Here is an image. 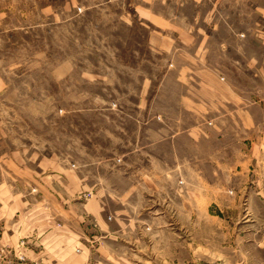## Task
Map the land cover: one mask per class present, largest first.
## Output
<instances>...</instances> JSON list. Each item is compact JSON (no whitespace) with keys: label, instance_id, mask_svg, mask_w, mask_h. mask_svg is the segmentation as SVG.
I'll list each match as a JSON object with an SVG mask.
<instances>
[{"label":"rangeland","instance_id":"374dc122","mask_svg":"<svg viewBox=\"0 0 264 264\" xmlns=\"http://www.w3.org/2000/svg\"><path fill=\"white\" fill-rule=\"evenodd\" d=\"M260 7L264 0L0 1L3 188L40 201L38 184L47 175L68 182L64 173H73L88 187L81 202L101 198L111 207L119 191L125 200L133 195L136 208L126 210L121 238L88 241L87 264H264V241L240 239L239 206L233 221L224 209L229 177L209 157L223 141L210 149L207 114L190 104L207 100L198 80L207 74L198 70L208 61L222 64V51L194 50L179 37L181 28H206L214 9L220 30L212 45L225 25L251 20L240 12ZM176 124L203 135L196 164L205 177L195 184L194 204L191 185L189 193L175 192L194 181L184 172L191 139L177 142Z\"/></svg>","mask_w":264,"mask_h":264},{"label":"crops","instance_id":"0c3cea01","mask_svg":"<svg viewBox=\"0 0 264 264\" xmlns=\"http://www.w3.org/2000/svg\"><path fill=\"white\" fill-rule=\"evenodd\" d=\"M217 13L214 9L208 11L210 20L206 28L192 26L180 30L179 37L183 46L192 45L193 49L197 48L198 51H222L223 55L222 64L220 61H208L206 69L198 70L207 74L206 78L199 76L198 80L206 83L208 96L205 102L193 97L190 104L191 107H197V115L203 112L207 114L209 129L205 136L210 149L216 147V144L212 146V142L223 141V149L213 153L210 151L209 157L215 155L214 160L210 161L216 162L218 168L224 166L222 172L229 177L223 186L224 209L229 214V220L233 221L239 206L237 227L239 235L243 236L240 239L262 243L264 8L240 12V16L251 20L242 22L241 28L225 25L227 32L211 45V40L215 39L220 30V26L212 21ZM232 49L238 53H230ZM195 60L198 64L203 62L199 57ZM201 108L203 111L200 113ZM175 129L177 132L172 137L177 142L182 140L181 136L191 139V168L184 172L194 179L193 183L178 186L175 192L180 195L189 193L188 185H191L190 198L194 204L200 196L199 184H195L201 176L205 177L196 164L200 160L199 149L203 135L200 128L193 125L178 127L176 124ZM219 161H223V165H220ZM2 167L3 163L0 161V173H4ZM162 167L161 164L158 167L161 174ZM64 176L68 182H60L58 178L62 175L53 173L47 175V179L43 180L44 184L37 183L41 192L40 201H31V197L24 198L18 193H12V185L3 188V183L0 182V250L9 251V260H3L0 264H10L11 260L12 264H87L85 249H88V241L99 244L97 242L109 240L110 237L112 241L121 238V230L126 225L123 216L126 217V210L130 212L136 208L133 195L131 200L130 197L125 200L124 196L120 198L119 191L118 198H114L111 207L101 198L81 202L78 200L79 193L82 194L88 188L87 185L82 183L80 177H77L76 183V175L73 173H64ZM207 184L210 187V183ZM160 188L161 186L159 190H162ZM181 205L184 208L185 204ZM176 207L181 210L178 204ZM21 238L26 243L24 247L19 248L18 241ZM78 248L79 251L76 250ZM18 250L25 257L22 263L15 259Z\"/></svg>","mask_w":264,"mask_h":264},{"label":"built area","instance_id":"2783aa9c","mask_svg":"<svg viewBox=\"0 0 264 264\" xmlns=\"http://www.w3.org/2000/svg\"><path fill=\"white\" fill-rule=\"evenodd\" d=\"M57 225H59V224H57ZM20 245L24 246L25 245V240H21ZM8 254H9V251L3 250V252L2 251L0 252V256H3L4 260H7L6 256ZM18 258H19L20 261H24L25 260V257L21 254V252H19Z\"/></svg>","mask_w":264,"mask_h":264}]
</instances>
